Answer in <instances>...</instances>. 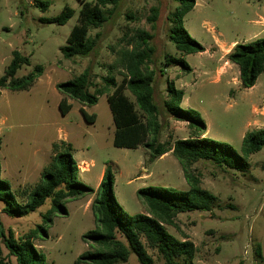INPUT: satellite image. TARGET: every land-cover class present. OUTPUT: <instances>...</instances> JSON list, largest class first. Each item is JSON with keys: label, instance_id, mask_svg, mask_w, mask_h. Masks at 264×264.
I'll return each instance as SVG.
<instances>
[{"label": "rangeland", "instance_id": "obj_1", "mask_svg": "<svg viewBox=\"0 0 264 264\" xmlns=\"http://www.w3.org/2000/svg\"><path fill=\"white\" fill-rule=\"evenodd\" d=\"M82 1L93 0H0V78L15 51L31 61L15 78L26 76L37 65L44 67L30 89L0 90L1 179L11 184L17 201L25 204L54 156L68 151L78 165L77 180L94 190L93 194L63 201L66 212L59 207L52 213L53 201L49 198L44 206L24 217L6 215L3 211L7 203L0 200V220L6 235L12 231L17 239L32 236L48 264H76L82 253L93 249L83 236L96 229L91 206L107 167L115 176L117 201L132 216L147 212L137 195L140 189H189L173 151L151 160L143 146H114L116 127L108 101L114 87L100 95L92 107L69 99L73 108L64 116L59 110L63 95L56 88L58 83L89 70L92 93L105 88V78L111 75L120 84L121 57L144 49L139 33L147 32L153 35L148 43L154 53L147 68L155 72L154 100L163 124L162 143L173 147L176 141L188 139L195 132L189 122L168 113V83L184 91L181 107L205 122V136L231 145L239 155L246 134L264 130V73L254 87L243 88L239 67L229 61L235 42L247 44L264 38V25L260 24L264 0H196L194 10L184 19V27L205 52L190 55L181 54L169 38L177 2L119 0L108 21L90 31V37L97 41L95 51L87 57L66 59L61 49L78 23ZM41 2L49 3L48 9L44 10ZM66 6L76 11L67 24L45 22L60 16ZM155 8L159 15L153 28L149 18ZM169 57L182 58L191 71L167 65ZM125 94L135 101L128 90ZM81 108L96 116L95 123L84 119ZM192 171L201 179L202 187L216 197L215 207L211 212L177 215L175 226H167L169 233L194 244V264H264V149L247 160L244 171L205 160L196 162ZM117 238L127 244L121 233ZM0 243L7 262L18 264L3 239ZM143 243L152 264H167L145 240ZM120 264L142 263L132 253L128 262Z\"/></svg>", "mask_w": 264, "mask_h": 264}, {"label": "trees", "instance_id": "obj_2", "mask_svg": "<svg viewBox=\"0 0 264 264\" xmlns=\"http://www.w3.org/2000/svg\"><path fill=\"white\" fill-rule=\"evenodd\" d=\"M174 1L178 3V7L172 15L173 27L169 37L171 42L183 55L205 52L204 46L194 40L184 27V19L194 10L196 0ZM118 4L119 0L82 1L78 23L72 29L66 46L61 49L64 58L87 57L95 51L97 41L96 38L90 37V31L102 27ZM40 6L46 10L49 3L41 2ZM109 7L113 9H108ZM75 13V9L66 6L60 16L46 19L45 22L65 25ZM158 15V9H153V16L149 18L153 28ZM139 38L145 48L135 49L121 57L123 71L120 84L117 85L114 76L111 75L105 78V88L92 93V75L89 70H85L73 80L56 85L57 90L63 95L59 110L64 116L71 111L73 105L69 99L84 106H95L99 102V96L114 87V92L108 96L116 127L114 146L126 149H138L143 146L150 152L151 160L173 151L182 166L189 189L185 191L155 187L140 189L137 195L145 203L147 212L132 216L125 212L117 201L114 195L115 176L112 168L107 167L91 206L96 219V229L83 236L92 244L93 249L82 253L76 264H120L128 262L132 253L142 264H152L143 240L150 249L163 256L167 264H177L178 261H182V264H194V244L178 240L167 230V226H175V219L179 214L211 212L215 207L216 197L202 187L201 179L193 173L192 166L200 160H205L233 170L244 171L247 160L264 149V130L246 134L243 139L242 155H239L231 145L206 137L205 122L181 107L184 91L177 89L173 83H168L170 100L166 102L167 111L177 120L189 122L190 128L195 132L188 139L176 141L173 147L162 143L163 124L160 122L159 107L154 100L155 72L147 68V63L154 53V48L148 43L153 39V35L141 32ZM229 61L239 67L243 88L254 87L259 76L264 73V38L247 44H236L229 54ZM30 63L29 57L15 51L5 75L0 78V90L30 89L44 73L43 66L37 65L26 76L15 78L17 72ZM166 64H175L191 71L182 58L169 57ZM126 90L134 96L135 101L125 94ZM80 112L88 123H95V115H89L83 108ZM2 145L0 137V151ZM78 172V165L70 152L57 153L49 169L42 174L35 190L28 194L26 203L20 204L12 192L11 184L1 179L0 160V200L7 203L3 212L10 217L28 216L44 206L49 198L53 201L52 213L59 207H63L66 212L63 201L94 193L92 188L77 180ZM118 233L123 235L127 244L117 238ZM0 239L4 240L18 264H48L46 256L35 246L32 236L17 239L12 231L6 235L1 220ZM0 264H9L1 243Z\"/></svg>", "mask_w": 264, "mask_h": 264}, {"label": "crops", "instance_id": "obj_3", "mask_svg": "<svg viewBox=\"0 0 264 264\" xmlns=\"http://www.w3.org/2000/svg\"><path fill=\"white\" fill-rule=\"evenodd\" d=\"M261 19H262V20L260 21V24L262 23V24L264 25V18L262 17ZM236 44H237V42L234 43V46H235ZM37 82H38V80H37ZM37 82H36V83H37ZM36 83H35V84H36ZM35 84H34V85H35ZM103 175H104V174H103ZM101 178H103V177H101Z\"/></svg>", "mask_w": 264, "mask_h": 264}, {"label": "built area", "instance_id": "obj_4", "mask_svg": "<svg viewBox=\"0 0 264 264\" xmlns=\"http://www.w3.org/2000/svg\"><path fill=\"white\" fill-rule=\"evenodd\" d=\"M84 164V163H83Z\"/></svg>", "mask_w": 264, "mask_h": 264}]
</instances>
